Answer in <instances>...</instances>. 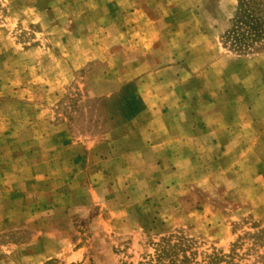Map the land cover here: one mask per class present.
Listing matches in <instances>:
<instances>
[{
    "label": "rangeland",
    "instance_id": "rangeland-1",
    "mask_svg": "<svg viewBox=\"0 0 264 264\" xmlns=\"http://www.w3.org/2000/svg\"><path fill=\"white\" fill-rule=\"evenodd\" d=\"M0 264H264V0H0Z\"/></svg>",
    "mask_w": 264,
    "mask_h": 264
}]
</instances>
